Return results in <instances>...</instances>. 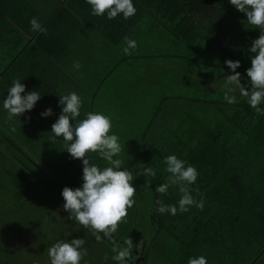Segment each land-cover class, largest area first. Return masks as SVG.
Listing matches in <instances>:
<instances>
[{"label":"trees","instance_id":"16d2710c","mask_svg":"<svg viewBox=\"0 0 264 264\" xmlns=\"http://www.w3.org/2000/svg\"><path fill=\"white\" fill-rule=\"evenodd\" d=\"M182 1L185 0H134L137 11L126 20L120 16L111 20L93 16L90 6L80 3L86 8L73 21L91 28L111 49H119L124 45V37L131 38L134 27L143 22L145 16L154 26L151 31L157 33H145L148 44L151 41L157 45L159 38L161 43H166V37L180 49L177 53L174 47L175 54H162V58L176 60L181 68L189 62L198 68V74L213 70L229 74L225 59L239 60L240 67L236 71L241 73V78H246L244 69L250 66L249 45L259 36V29L249 25L245 18L237 17L228 0L189 2L186 4L192 5L201 15L197 18L172 17L175 14L168 9L179 6ZM40 22L47 27L44 20ZM229 23L237 27L229 28ZM46 29L43 33L31 32L38 44L30 47L27 41L21 49L9 43H14L15 37L19 40L25 36L8 34L10 30L0 32V102L14 78L22 79L26 91H31L30 77L37 85L40 83V76L31 75L34 68L28 66L30 63H37L41 58L53 64L61 60L62 51L53 42L56 38L49 28ZM167 78H170L168 73ZM188 85L190 90L197 92L202 88L221 97L187 96L184 101L198 103V111L194 107L192 110L182 108L181 113H172L166 121H160L163 126L159 129L138 134L136 143L141 138V147L138 146L140 168L151 166L157 174L155 178L141 175V183H133L137 190L136 202L123 223L117 225V233H112L111 239L100 234L101 239L97 240L90 230L69 220L59 201L64 186L78 187L82 182L69 176L74 169L81 178L80 158L69 162L63 173L53 178L26 148L29 144L24 147L18 135L10 134L13 132L9 129L11 124L14 131L22 132L27 143H43L39 148L53 145L49 137L52 121L39 115L41 105L42 111L46 108L45 96L41 94V105L37 101L34 111L26 110L20 120L9 121L0 110V264H49L48 248L57 240L73 237L85 239L87 264H110L113 249L126 247V239L132 244L139 241L138 248H130L128 264H186L189 256L200 254L207 257L208 264H264V116L248 107L246 97L235 85H230V90L222 84L205 81H201L200 87ZM226 92L234 95L238 102L226 103ZM163 111L168 109L164 107ZM162 116L160 114V119ZM176 118L180 125L176 122L172 128ZM170 153L196 166L198 180L190 187L197 200L203 195L202 209L192 206L188 212H178L175 216L156 211L154 201L157 197L165 204H174L180 196L175 187H170L166 195L155 192V186L169 175L164 171L163 157ZM94 155L92 162L98 164ZM142 184L145 186L141 187ZM145 204L149 213H145ZM56 210L59 217L55 220L51 213ZM143 217L145 220L149 217L146 226L150 231L144 227ZM145 234H150V238L144 239Z\"/></svg>","mask_w":264,"mask_h":264},{"label":"clouds","instance_id":"9594fccd","mask_svg":"<svg viewBox=\"0 0 264 264\" xmlns=\"http://www.w3.org/2000/svg\"><path fill=\"white\" fill-rule=\"evenodd\" d=\"M90 6V14L115 19L120 16L128 19L135 15L137 9L134 0H85ZM239 12L244 13L249 25L259 29V36L249 45L251 55L250 66L244 69L245 84L241 83L239 60L225 59L224 64L229 70L225 77V86L235 85L240 94L246 97L245 103L257 115L264 116V0H228ZM33 32H46L37 17L28 21ZM137 47V42L124 37L122 52L129 55ZM81 64L73 62V68L79 69ZM22 79L14 78L7 88V95L0 102V110L7 120L19 119L26 110L34 108L41 98L35 90L26 91ZM57 106L61 111L58 118L51 124L52 138H62L66 151L71 158H80L82 164L81 183L78 187L64 186L60 192L63 199L62 207L69 220L90 230L97 240L111 239L117 225L124 221L129 209L135 204L137 190L133 184L136 176L155 178L157 170L151 166L141 167L138 171L124 167L120 158L122 145L120 137L114 129L113 117L103 111H85L81 117L82 99L76 91L59 94ZM224 101L228 104L237 103L234 95L227 92ZM43 117L52 115V108L46 107L39 113ZM20 120V119H19ZM91 153H96L105 163L103 166L92 162ZM91 161V162H90ZM164 171L169 175L165 181L155 186L157 194H167L170 187L180 193L176 203L165 204L157 197L154 201L156 211L163 215L175 216L178 212H188L192 206L202 209L204 197L196 199L190 186L195 185L199 172L195 165L176 155L167 154L163 157ZM123 166V167H122ZM126 247L113 249L112 259L117 264H128L131 241H124ZM85 239L73 237L57 240L48 248L49 264H87L84 259L87 249ZM186 264H208L203 254L189 256Z\"/></svg>","mask_w":264,"mask_h":264},{"label":"crops","instance_id":"0c3cea01","mask_svg":"<svg viewBox=\"0 0 264 264\" xmlns=\"http://www.w3.org/2000/svg\"><path fill=\"white\" fill-rule=\"evenodd\" d=\"M215 1L220 2V0H211L213 3ZM189 2L199 4L202 0H185L180 2L179 6L169 8L168 11H173L175 16L172 17L175 18H179L180 15L186 18H197L201 13L195 11L192 5L189 7L186 4ZM80 3L85 4L86 2L85 0H0V32L6 33V30H10L11 32L9 31L8 34L25 36L19 40L15 37V42L9 43V45H13V48L21 49V45H25L27 41H29L30 47L34 46V44H38V41L36 36L31 37L30 33L33 31H31L28 21L29 18L35 16L39 21L44 20L47 26L45 28H49L55 36L56 39L53 42L58 50L62 51L61 60L53 64L41 58L37 62L39 64L32 62L28 65L30 68H34L31 75L40 76L38 85L30 77V89L44 95L46 98L45 107L52 108V115L45 118L51 120L52 123L55 122L61 111L57 106V95L66 94L68 91L74 90L80 94L83 102L81 117L85 111H102L101 108H97L98 104H106V99H108L114 102L109 106H114L116 113L119 109L124 110L126 113L121 117L130 118L126 124L118 120L114 125L113 130L117 131L116 134L120 137V141L125 144L127 150L131 147L133 149L141 147V138L136 143L140 137L138 134L145 130L146 132L151 131L152 123L158 119L160 114L163 115L161 121H166L167 116L182 112L181 100L184 101V99L179 95L176 98L175 94L168 90L177 87L178 79L182 85L184 82L183 73H177V71L182 72L181 69H177L176 62H171V68H166L163 71L164 76H161L160 70L165 67L166 59L161 57L162 53L160 52L151 53L153 44L137 43L136 49L129 55L123 54L122 47L124 45L119 49H111L91 28L74 23L73 20L78 19V13L86 8ZM182 3H185L186 6ZM232 12L237 17L241 16L246 19L244 13L236 9ZM222 13L229 12L222 11ZM228 16L226 18H230ZM142 18L143 22L134 27L135 31L142 23H146L147 27L142 28L144 29L143 35L145 33L157 34L151 31L154 26H151L149 20L147 21L148 18L145 16ZM229 24V28L237 27L235 23ZM147 28L150 29V33L149 29L145 31ZM140 30L141 28H138L137 31ZM130 39L133 37L131 36ZM151 40L154 41L155 38L151 37ZM7 49L8 47L5 46V50ZM74 61L81 64L79 69L73 68ZM4 64L6 65V63ZM41 64L44 66H39ZM215 72L209 71L202 75L207 74L216 78L215 82L211 79L206 81L207 83L221 84L222 82L225 84L226 76L224 75H227V72ZM166 73L170 75V78L166 79ZM42 78L43 80H41ZM245 80L246 78H241V83L245 84ZM208 86L206 84V87ZM227 87L230 90V85ZM187 88L190 90L189 86ZM177 100L181 101L179 105H177ZM185 103H190L198 111V103L187 101ZM39 104L41 105V103ZM151 107L155 108L151 110ZM164 107L169 112H162ZM33 111L32 109L31 112ZM41 111L42 105L39 113ZM151 112L153 117L156 114L158 116L155 119L145 120L143 116L149 117ZM143 120L148 123L141 126L139 123ZM160 125H162L161 122ZM49 137L53 140L52 133L49 134ZM125 153L127 152L125 151Z\"/></svg>","mask_w":264,"mask_h":264},{"label":"rangeland","instance_id":"374dc122","mask_svg":"<svg viewBox=\"0 0 264 264\" xmlns=\"http://www.w3.org/2000/svg\"><path fill=\"white\" fill-rule=\"evenodd\" d=\"M146 27H147L146 23H142L140 25V28H141L140 31H135L134 30V34H133L132 37H133L134 40H136L137 43H146V44H148L146 39H144V35L142 33L144 31V29H142V28H146ZM229 27H230V24H229ZM165 40H166V43H161L160 42V38H159L157 45H155V44L152 45L151 41H150V45H152L151 53L160 52V53L166 54V55L175 54L174 49H173L174 47H176L175 50L177 49V53H180V49H178L177 45L172 44L171 41L169 39H167L166 37H165ZM193 54H195V52H193ZM201 57H203L205 61L207 60L204 56H201ZM166 59H167L168 63L166 62L165 67L160 70L161 76H164L163 75V71L166 70V68L170 69L172 63L176 62V60H174L172 58L171 59L170 58H166ZM210 61H213V59L210 58ZM168 64H171V65L169 66ZM176 66H177V69H181V71H182V72L177 71V73H183V75H184V77H183L184 78V83L182 82V85L180 83V79H178V84H177L178 88L176 87L175 89L173 88L172 90H168V92H171V93L175 94L176 98H177L178 95L182 96V98H186L187 96L195 97L197 95H203V94H206L209 97H212V96L213 97H218V98L221 97V95L218 94V93L212 94V92H210L209 90L204 91L202 88H201V90H198L197 92L194 91L196 89L188 90V88H187L189 86L188 84H192V85L194 84L197 87H200L201 81H205L206 82V81H209V80L213 79L212 81L215 82L216 78L211 77L210 75H207V74H204V75H202V73L198 74L199 73L198 68H196L195 66L191 65V63H189V62L186 63L185 65H183V68H181V65H180L179 62H177ZM200 71H204V70H200ZM213 72H215V70H213ZM221 84H222V86H225V84L223 85L222 82H221ZM221 84H218V85H221ZM181 101H182V106H183L184 109H190V110L193 109V107H192V105L190 103H185V101H183V100H181ZM181 101H178L177 105H179ZM111 103L114 104V102H112L111 100L106 99V104H102V105L98 104L97 108H101V110L103 112H105L106 114H110L113 117L114 125L118 122V120L122 121L123 124H126L130 120V118L126 119L124 116L121 117V115L125 114L126 112L124 110L119 109V111L116 113L114 106H112V107L109 106V104H111ZM154 108L155 107H151V110H153ZM126 111H128V109H126ZM195 113H197V112H195ZM143 118L145 120H148V119H151V118L153 119V113L150 114L149 117H144L143 116ZM161 120L162 119H160V115H159L158 119L155 120L154 123H152L151 132L159 129V126H161L160 125V121ZM176 122H178V124L180 123L178 121V119L176 118L175 121L172 123V128L175 126ZM147 123H148V121H144L143 120L139 124L141 126H144ZM123 126L126 127V125H123ZM162 126H163V124H162ZM9 129L13 131V132L10 133L12 136H13V134H16V135L19 136V138L21 140H23L21 145L26 147L24 144H29L26 148L30 149V153L33 154V157L37 160L38 163L41 164L42 167L48 169L51 172L53 178H57V176L61 175L63 173V169L65 170V168L68 166L69 162H71V161L75 162V159L73 160L70 157V155L67 153V151L65 149L66 145H65L64 141L62 140V138H54L53 139V145H51V147L39 148L40 147L39 144L32 145L30 143H27L28 141L25 138V136L22 134V132L14 131L15 128L11 124L9 126ZM115 132L117 133V131H115ZM120 142H121L122 151H123V152L121 151V153H120V158L124 161V165L123 166L129 168V170H132L134 172L138 171V169H140V162H141V157H139V152H138L139 148H135V150H133L132 148H129V150H127L128 148L125 146V144L122 141H120ZM125 151L127 153H125ZM93 154L94 153H91L90 155L92 156ZM94 156H96L94 161L98 162V165H104L105 162L102 161V159L100 157H98L96 154ZM79 161H81V159ZM100 162H104V163L101 164ZM80 166H81V164H80ZM69 176L74 177L77 180L81 179L79 177L80 174H76L74 169H72L69 172ZM133 183L139 185L141 183V175L136 176L134 178V180H133ZM63 185H64V183H63ZM143 186H145V185L142 184L141 187H143ZM57 200H58V196H57ZM59 201L63 203V199H62L61 196L59 197ZM147 204H145L144 208L146 207ZM149 204L152 205V202L150 201ZM148 211H149L148 208H145V213H149ZM58 213H59L58 210H56L55 212L52 211V213H51L52 215H54V219L55 220L59 217L57 215ZM146 218H147V220H145V217H143V221H145L144 227H147V230L149 229V231H150V227L146 226L149 223L150 220H148L149 217H146ZM121 223H123V222H121ZM140 231L144 232L143 228H141ZM114 233H117V230ZM149 236H150V234H145L144 239H146V237H149ZM139 237L140 236H138V239H139ZM131 247L132 248L133 247L138 248L139 247V241L138 240L135 241L131 245ZM151 253H152V251H151ZM152 255H153V253H152ZM112 256L113 255H110L109 263L110 264H117V262L112 259Z\"/></svg>","mask_w":264,"mask_h":264}]
</instances>
